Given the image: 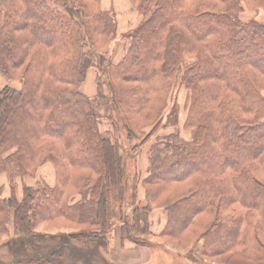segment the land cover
I'll use <instances>...</instances> for the list:
<instances>
[{
    "label": "trees",
    "instance_id": "1",
    "mask_svg": "<svg viewBox=\"0 0 264 264\" xmlns=\"http://www.w3.org/2000/svg\"><path fill=\"white\" fill-rule=\"evenodd\" d=\"M51 1L50 5L45 0L20 1L30 5V11L37 19L35 23L25 25L28 37H15L23 30L12 28L7 31L4 24L0 30V69H4L8 74L11 68L7 63L16 62L14 68L20 69V76L27 78L21 92L6 89L0 96V151L3 149L4 153L19 145L25 136L29 139V150L38 143L37 152L32 154L36 159L35 162L43 163L48 158L57 162L56 142H52L49 147L40 146L42 139L37 138V135L44 133L47 137L64 143L63 150H58L60 160L63 155L74 170L92 169L95 175L91 176L96 178L83 175L75 179L79 189L72 188V191L78 190L82 195V200L76 205L67 203L70 197V194H66L68 188L57 189L59 195L51 197L50 194L49 201L46 199L41 201V197L46 196V194L41 196L42 189L34 191L29 188L26 189L27 193L22 204L18 201L7 202L0 199V228L3 227V232L7 234V225L12 222L17 232L27 237L33 235L35 238L40 237L31 227L40 217L50 215L49 218L52 220L62 217L70 223L92 227L68 236L73 241L80 238L89 245L96 242L95 247L101 250L107 249L110 233L116 224H120L123 238L137 246L149 247L148 239L141 237L149 233L150 206H134L135 196L130 195L126 199L127 178L124 157L116 143H113L112 137L107 135L110 133L102 134L98 129V121L102 119L99 114L101 107L82 97L78 87L86 69L93 65L95 56L92 48L85 43L87 39L85 36L90 33L91 38H95L96 30L108 32L113 27L112 19L104 11L91 8L92 3L86 0ZM134 1L139 3L144 19L136 32L130 36L133 42L126 56L113 71L114 79L123 86L118 88L113 81L110 85L114 105L123 115L124 121L128 123L126 111H123L125 106L128 113L129 107L132 109L134 106H138V112L141 113L145 110L146 104H151L154 97L152 95L169 94L172 87L177 85L176 75L181 66L178 59L182 57V52L191 49L197 53V57H200L202 62L207 61L197 68L198 73L206 68L210 73L217 72V75H221L218 77V82L221 84L207 85V91L214 89L215 96L224 94L230 89L240 93L241 111L239 109L236 111L232 105L233 101L226 96L228 103L226 100L223 102L221 99H215L213 102L217 106L211 109L207 104L203 119L213 117L214 124H217L220 118L219 124L233 125V131L228 129L224 131L227 142L230 141L232 153L241 158V161H250L252 164L258 162L260 170L264 172V146L260 145L264 141V122L261 121L264 117V108L260 109L264 103L260 92L264 87V24L257 20L242 22L238 18L241 0ZM4 2L6 0L1 1L2 8H5ZM77 4L79 7L76 8ZM221 5L223 7L220 9ZM72 6L74 10L70 9ZM15 10L16 13L19 12V8ZM37 23L40 25H36ZM50 26L55 28L51 30ZM196 42H199L201 49L195 44ZM34 46L40 48H36L35 53H32ZM205 46L206 52H204ZM43 50L51 52L50 63L48 55L44 54ZM221 64H225L224 72L220 70ZM198 73L193 75L192 79L186 78L187 74H184L182 84L192 90L204 91V86L200 88ZM32 75L39 76L36 77L33 85H28V78ZM206 79L207 77H204L203 80ZM46 80L51 81L52 86L43 88ZM141 88L146 94L138 91ZM39 95L42 101L33 106L32 102ZM74 97L78 98L77 101ZM137 97H140L139 102L136 100ZM235 97L239 99L238 96ZM166 100L167 98L164 101ZM217 100L220 102L217 103ZM232 106L235 109L233 111ZM231 111L232 114H229ZM157 113L159 115L160 111ZM200 115L199 112L194 115L200 122L196 125L198 133L195 135V145L192 147L194 151L191 155L196 157L199 152H205V157L202 155L197 158H204L203 160L207 161L214 156L213 160L220 158L227 165L234 162V167L238 166L244 175L233 186L234 195L238 196L231 199L228 188L224 189L221 185L223 180L220 176L223 172H220L218 167L205 165L193 168L192 165L197 159L189 156L190 152L184 151L181 145L169 147L173 143L168 145L166 142H160L151 146L152 159L159 160V163L157 166L156 162L153 168L155 170L153 175L156 177H150L147 184H150L149 182L171 184L172 180L181 181L195 174H201L200 177L205 181L200 186V193L195 195L196 201H199L197 205H194L190 198L181 205L176 202L171 204L172 199L167 197H158L159 199L154 200L169 208V223L163 232L166 238L176 240L183 237L184 232L193 225L194 217L201 214L205 207L212 209L217 207L214 211L219 212L221 205L216 201L218 192L228 197L230 203L234 202L245 210L249 209L245 207L247 201L254 208L258 204L264 206V183L248 168L243 169L239 159L229 154L216 157L217 152L211 150L209 145L211 143L208 144L206 137L208 126L202 123ZM161 116L160 113L154 123L158 122ZM64 127L69 129L65 130ZM128 130L129 136H133L132 130L130 128ZM67 142L74 143L75 147ZM21 147L20 151L12 155L14 156L12 159V156L7 159L14 162L16 157L22 159L24 144ZM27 154L30 156L29 152ZM208 154L211 157H208ZM230 159L235 160L230 162ZM91 161L92 164L86 166ZM97 163L98 166H95ZM180 165L184 166L176 169ZM27 168H30V165L26 163L23 170ZM218 169L219 172H216ZM165 173L174 174L167 181H161L159 175ZM249 181L252 182L251 187L247 185ZM128 206L133 208L130 217L126 212ZM185 213L188 215L184 216ZM229 216L233 214L226 216L217 214L215 218L212 217L208 229L204 232L206 237L204 255L239 256L263 264L264 243L259 239V234L257 232L253 234L255 248L248 247L247 238L244 235L239 237V234L241 225H247L249 221L256 230L264 232V216L255 215L259 220L254 222L248 220L250 215L247 212L240 214V217L234 221ZM229 235L231 237L227 239L226 236ZM239 238H242V242L238 240ZM13 242L18 243L17 240ZM10 245H12V250L9 252L11 259L26 257L21 255V250L14 243ZM29 247L32 249V246ZM29 259L30 264H36L34 257Z\"/></svg>",
    "mask_w": 264,
    "mask_h": 264
},
{
    "label": "rangeland",
    "instance_id": "2",
    "mask_svg": "<svg viewBox=\"0 0 264 264\" xmlns=\"http://www.w3.org/2000/svg\"><path fill=\"white\" fill-rule=\"evenodd\" d=\"M1 1L2 0H0V30H2V26L4 24L6 25L7 31H10L12 28L23 30L18 32L15 37H28L25 25L33 24L37 20L30 11V5L21 3V0H6V2L3 3L5 8H2ZM45 1L49 4L51 0ZM86 1L88 3H92L91 8L104 11L105 14L112 19L111 22H113V27L111 28V26H109L108 29H111L108 32L96 30L97 36H95V38H91V35L90 33L88 34L87 30L88 35L85 36L87 38L85 43L92 48L95 56L93 65L86 69L84 78L81 84L78 85L79 92H81L80 94L86 100L93 103L95 102L99 107H101L99 114H101L102 119L98 121V129L102 134H107L105 132L110 133L107 135L112 137L113 143H116L119 152H121L122 157H124V168L126 170L127 178L126 199H128L130 195L135 196L134 206H150L148 214L149 233L142 235L143 237H141L148 239L150 246L147 248L151 250L152 256L154 255L153 258H150L149 262L152 264H199L205 262H214L218 264H258L239 256L228 255L222 257H207L204 255V250H201V252L199 250L200 248L205 247L206 237L204 232L208 229L209 222L212 220V217L215 218L217 214H219V216L233 214V216L229 217H232V221H234L240 217V214L247 212L250 215V219L248 218V220L254 222L259 220L255 215L264 216V206L258 204L256 205L257 207L254 208L247 201V203H245L246 206H244L249 209L245 210L240 206L235 205L234 202L230 203L228 201V197L222 196L218 192L219 195L216 198V201H218L221 205L219 212L214 211L217 207L213 209L205 207V210L202 211L201 214L194 217L193 225L189 227L186 232H184L183 237L175 240L163 236V232L166 230L169 223V208L167 205L154 200L167 197L172 199L171 204L176 202L181 205L187 198H190V201L193 202L194 205H197L199 204V201H196L195 195L196 193H200V186L205 181L200 177L201 174H195L194 176L187 177L181 181L172 180L171 184H152L151 182H149L150 184H147L150 177H156L153 175V172H155L153 168H155L156 162L157 166L159 163V160L152 159L150 152L151 146L159 144L160 142H166L168 145H172L173 143V145L169 147L181 145L184 151L188 150L190 152L189 156L197 159L196 163L192 165L193 168L204 167L205 165H214L216 168L218 167L220 172H223V175L220 176L221 180H223V183L221 184L222 187L224 189L226 187L228 188L231 199L236 198L238 195H234L235 190L233 186L243 178L244 172H242L238 166L234 167V162L233 164L227 165L220 158L213 160L214 156H212L211 160H207V162L203 160L204 158H197L204 155L205 152H199V155H196V157L191 154L194 151L192 150V147L195 145V135L198 133L196 125H199L200 122L199 118H196L194 115L199 112L202 117V123H205L208 126L206 129V137L208 138V144L211 143L209 144L211 146V150L217 152L216 157L229 154L235 159H239L240 161L242 160L233 154L234 152L232 153L233 150L230 147V141L227 142L226 135L224 134V131L227 129L233 131L234 126L228 123H224L223 125L219 124L221 121L220 118L218 119L217 124H214L213 117L206 120L203 119L207 111V109H205L207 104L209 105L208 108L211 109L214 106H217L215 105V102H213L215 99H221L223 102L227 101L228 103L229 101L226 100V96H229V100L233 101L232 105H234L236 111L237 109L241 111L240 93L232 89H230V91L224 89L226 90L224 94L215 96L214 89H211L210 92L207 91V85L220 83L218 82V77L221 75H217V72L210 73L206 70V68L203 69L202 72L199 71L198 73L197 68L200 65H204L207 61L202 62L200 57H197L196 52L191 49H187L182 52V57L178 59L181 66L177 73L178 75H176L177 85L172 87V90H170L168 95H152L154 97L151 100V104H146L145 110L141 113L138 112V106H134L132 109L129 107V113L126 110L127 106H125L123 111H126L124 112L128 117V123H126L123 115L114 105V97L111 94L110 85L111 81H113L116 87L119 88L123 86L118 80L114 79L113 71L120 65L126 56L129 47L133 42L132 39H130V36H132L139 28L144 16L143 13H141L142 10L140 9L139 3L134 0ZM240 3L241 5L238 18L242 22L257 20L264 24V0H241ZM79 4H81V2ZM73 7L74 6L70 9ZM77 7H79L78 4L76 8ZM222 7L223 5L219 8L221 9ZM16 8H19L18 13H16ZM129 22H132L134 25L130 27L128 25ZM36 25L40 24L37 23ZM50 28L52 30L55 26H50ZM195 44H198L199 49H201L199 42H196ZM36 48L40 47L34 46L31 52L35 53ZM186 48L187 47H185V49ZM43 51L44 54L48 55L50 63L52 61L51 52L46 50ZM204 52H206V46ZM7 64L11 68L9 69L8 74L4 71V69H0V96L3 95V92L6 89L21 92L24 88V83L27 81L26 77L24 78L20 76V69L14 68L16 66V62H14V64L8 62ZM224 69L225 64H221V72H224ZM187 70L189 72H186ZM197 73L200 76V88L204 86V91L201 89L198 91L192 90L190 87H186L182 84V76L184 74H187L186 78L188 77L192 79V76ZM37 76L32 75L28 78V85H33ZM202 77L203 79L204 77H207V81L203 80ZM49 86H52L51 81L49 82V80H46V85H43V88ZM84 86H86L88 91L93 94L92 97L83 93L82 90ZM261 89L262 90L259 91L264 98V87ZM138 91L144 92L142 88L138 89ZM103 96H106L107 98ZM235 96H238L239 99ZM165 98H167L166 101H164ZM77 99L78 98H75V101H77ZM136 100L139 102L140 97H137ZM41 101L42 98L39 95L32 102V105H38ZM216 102L219 103L220 100H217ZM234 107L232 106V111L235 110ZM262 108H264V103L260 109ZM158 111H160L162 116L158 122L154 123V120H156L160 115V113L158 115ZM232 111L229 112V114H232ZM261 121L264 122V117ZM72 123H74V121ZM126 126L132 130L133 136H129V130ZM63 129L66 130L69 128L64 127ZM37 138L42 139L40 144L41 147H49L52 142L57 143V162H54V160L52 161L50 158L44 160L43 163H41V161L35 162L36 159L34 158V155L32 156V154L37 152L38 143H35L33 148L29 150V139L25 136L19 145L11 148L10 150L3 153V149H1L0 199L7 202L18 201L19 204H22L27 193L26 189L29 188L34 191L42 189L43 192L41 193V196L46 194L47 197H41V201H45V199L49 201L50 194H52L51 197L53 195H59V192L56 191L57 189L61 190V188H68V192L66 194H70V197L68 198L67 203H70V205H76L82 200V195L78 192V190L76 192L72 191V188L79 189V185L75 183V179L78 176L83 177V175L91 176L95 174L92 169L81 171L74 170L63 155L60 160V151L58 150H63L64 143L52 137H47L44 133L40 135L38 134ZM146 138H148L147 141ZM67 143L72 146L75 145L72 142ZM22 144H24V149H22V159L16 157V162H14L11 160L14 157L12 155L20 151ZM160 145H158V148ZM260 145L264 146V141L261 142ZM28 152L32 157L27 154ZM8 157H11L10 161L7 159ZM42 157H44L43 154ZM208 157H211V155L208 154ZM235 159H230V162ZM26 163L30 165V168H27L28 171L23 170ZM241 163L243 169L246 170L248 168L251 173L255 174L258 180L264 183V172L260 170L258 162L252 164L250 161H241ZM91 164L92 161L86 166ZM95 166H98V163L95 164ZM182 166L184 165H180L176 169H179ZM219 169L216 172H219ZM173 174H161L159 175V179L161 181H167ZM91 177L96 178V176ZM63 183L66 184L63 185ZM247 185L248 187H251L252 182L250 183L249 181ZM38 201H40V198ZM132 210L133 208L131 206L127 207L126 212L129 217L132 214ZM164 215L166 225L164 229L161 230V226H156L152 221L155 218L158 219L159 216ZM186 215L188 214L185 213L184 216ZM49 216L50 215H44L40 217V219H37V221L32 225V231H34L37 236H40L36 238L35 235L27 237L22 233L17 232V230H15L16 228H14V223L12 222L7 225V234L3 232V227H1L0 264H30L29 258L31 257H34L36 264H115L114 260H111V251L108 250L113 236L112 232L110 233L111 238L109 237L110 240L108 242L107 249L101 250L95 247L96 242L89 245L87 241H83L80 238H77L76 240L74 239L73 241L68 237L72 234L82 232L92 227H85L84 224L70 223L62 217L52 220ZM184 216L181 217L183 218ZM229 224L231 225V223H228V225ZM255 232L259 234V239L262 243H264V232L256 230V228L250 224V221L247 225H241L239 237L244 235L247 238L246 245L250 248H255L256 244L253 240V234L255 235ZM229 237H231V235L226 236L227 239ZM13 240H17L18 243L13 242ZM123 240L129 241L125 238H123ZM238 240L242 242V238H239ZM12 243H14L15 246L21 250V255L26 257L11 259L9 252L12 250V245H10ZM29 246H32V249H29ZM99 252L100 254H98Z\"/></svg>",
    "mask_w": 264,
    "mask_h": 264
},
{
    "label": "crops",
    "instance_id": "3",
    "mask_svg": "<svg viewBox=\"0 0 264 264\" xmlns=\"http://www.w3.org/2000/svg\"><path fill=\"white\" fill-rule=\"evenodd\" d=\"M128 25L131 27L134 24L132 22H129ZM82 91L89 97L93 96V94L88 91V88L86 86L83 87ZM164 219L165 215L159 216L158 219L155 218L152 222L153 224L155 223L156 226H161V230H163L166 225V219ZM121 227L122 226L120 224H116L114 229L112 230L113 236L108 249L111 251V260H114L115 264H152L149 262L150 258H153L154 256H152L151 250L147 247L137 246L133 242L124 241L123 237L121 236ZM201 250H204V248H200L199 251L201 252ZM199 264L218 263L205 262Z\"/></svg>",
    "mask_w": 264,
    "mask_h": 264
}]
</instances>
